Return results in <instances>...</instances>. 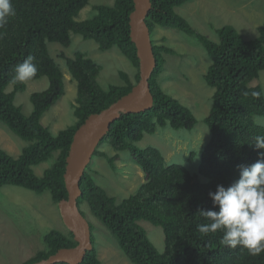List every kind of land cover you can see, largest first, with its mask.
I'll use <instances>...</instances> for the list:
<instances>
[{"label":"trees","instance_id":"obj_1","mask_svg":"<svg viewBox=\"0 0 264 264\" xmlns=\"http://www.w3.org/2000/svg\"><path fill=\"white\" fill-rule=\"evenodd\" d=\"M89 1L11 0L16 15L0 29V121L30 145L18 158L0 148V188L11 185L37 195L49 192L56 205L66 200L64 173L75 132L88 116L128 94L139 79V61L130 38L133 0H115L113 6H97L92 19L77 22L76 18ZM150 1L152 9L146 24L151 36L158 27L178 30L195 38L213 61L204 76L206 84L214 90L211 109L204 119L210 140L201 154L199 168L196 166L197 170L192 172L181 165L167 166L162 152L155 147L141 149L137 146L146 134L154 135L158 128L192 130L197 123L194 114L166 94L159 83L165 70L164 54L175 56L178 53L152 39L157 61L150 80L154 105L142 113L122 115L99 146L109 145L116 152L129 151L146 182L117 204L98 184L92 162L80 183L82 196L78 205L81 208L87 204L133 264H264V252L253 256L240 246L233 249L221 245L223 231L207 235L198 231V225L211 223L199 210L218 211L209 193H215L218 185L227 188L235 183L242 167L255 163L258 153L264 151L252 145L256 136H264V125L257 120L264 118V92L260 85L253 83L264 71V24L259 27V35L249 40L234 27L223 26L216 30L218 41L215 42L176 13V8L191 0ZM72 34L95 41L101 52L117 47L137 70L134 81L121 71L124 84L111 85L104 90L98 82L102 67L96 61L81 52L74 58L61 55L78 86L74 105L77 121L54 136L42 125L41 119L64 95V74L47 47L48 43L70 47ZM29 55L35 58L37 73L25 82H18L14 79L15 68ZM44 77L48 78L50 86L31 95L33 112L25 116L15 104L16 95L26 89L27 82ZM9 86L13 87L11 92H7ZM252 92H259V98L253 97ZM94 157L106 159L113 171L117 169L118 155L110 157L97 150ZM51 159V167L41 177L37 176L34 167ZM139 221L162 228L163 254L157 251ZM91 231L94 244L92 225ZM43 244L44 249L24 264L36 263L61 248L77 245L67 228L66 232L51 230L44 236ZM81 264H102L95 247Z\"/></svg>","mask_w":264,"mask_h":264},{"label":"rangeland","instance_id":"obj_2","mask_svg":"<svg viewBox=\"0 0 264 264\" xmlns=\"http://www.w3.org/2000/svg\"><path fill=\"white\" fill-rule=\"evenodd\" d=\"M114 3L115 0H90L76 21L92 19L96 15L97 6H113ZM176 13L212 41H218L216 30L226 25L234 27L249 40L259 35V27L264 24V0H191L176 8ZM71 37L70 47L65 48L58 43H48L47 47L64 74V95L41 119L42 125L54 136L77 121L74 105L78 86L61 55L74 58L81 52L96 61L102 67L98 82L104 90H108L111 85L124 84L119 74L121 71L134 81L137 70L117 47L101 52L95 41L84 40L82 36L75 34ZM152 39L156 44L166 45L178 53L175 56L164 54L165 70L159 83L166 94L177 99L194 114L197 123L192 130H175L170 126L158 128L154 135L146 134L137 146L141 149H159L167 166L181 165L190 172L196 171L211 136L204 119L211 109L214 90L206 84L204 76L213 61L195 38L178 30L158 27ZM253 83L260 85L264 92V71ZM49 86L47 77L27 82L26 89L16 95L15 104L25 116H30L33 112L31 95L45 91ZM12 89L9 86L7 92ZM257 120L264 125V118ZM29 145L30 142L16 136L0 121L1 149L18 158ZM98 150L110 157L119 156L115 171L104 158L94 157L91 166L96 171L98 184L120 204L146 182L144 173L133 161L129 151L116 152L109 145H102ZM52 163L53 159L34 167L37 176L41 177ZM82 209L94 228V247L102 264H133L123 253L111 231L90 212L87 204ZM138 224L145 229L157 251L163 254L165 235L162 228L147 221H139ZM51 230L66 232V227L58 205L53 203L49 192L37 195L11 185L0 188V264H24L44 249L43 238Z\"/></svg>","mask_w":264,"mask_h":264},{"label":"water","instance_id":"obj_3","mask_svg":"<svg viewBox=\"0 0 264 264\" xmlns=\"http://www.w3.org/2000/svg\"><path fill=\"white\" fill-rule=\"evenodd\" d=\"M134 10L130 15V38L136 48L139 61V79L131 91L98 113H93L78 128L66 160L64 173L68 198L58 204L65 227L72 233L77 245L61 248L49 257L33 264H81L87 253L94 249L91 224L83 214L78 200L82 196L80 183L92 163L96 151L111 126L126 114H138L154 105L150 80L157 67L153 43L146 18L152 9L150 0H133Z\"/></svg>","mask_w":264,"mask_h":264},{"label":"clouds","instance_id":"obj_4","mask_svg":"<svg viewBox=\"0 0 264 264\" xmlns=\"http://www.w3.org/2000/svg\"><path fill=\"white\" fill-rule=\"evenodd\" d=\"M16 15L11 0H0V29L5 28L9 18ZM35 58L29 55L15 68L14 79L25 82L34 77L37 67ZM251 95L259 98V92ZM256 149H264V136H256ZM259 159L247 167H242L239 179L225 188L218 185L215 193L210 192L216 210L200 209L201 216L211 221L198 225V231L207 235L223 231L221 245L247 249L250 255L258 256L264 252V151L258 153Z\"/></svg>","mask_w":264,"mask_h":264}]
</instances>
